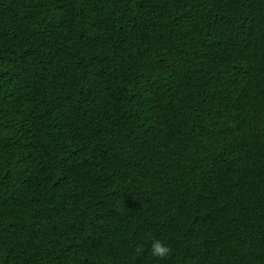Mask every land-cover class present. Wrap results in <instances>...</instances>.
I'll return each mask as SVG.
<instances>
[{
    "label": "trees",
    "instance_id": "obj_1",
    "mask_svg": "<svg viewBox=\"0 0 264 264\" xmlns=\"http://www.w3.org/2000/svg\"><path fill=\"white\" fill-rule=\"evenodd\" d=\"M0 264H264V0H0Z\"/></svg>",
    "mask_w": 264,
    "mask_h": 264
},
{
    "label": "clouds",
    "instance_id": "obj_2",
    "mask_svg": "<svg viewBox=\"0 0 264 264\" xmlns=\"http://www.w3.org/2000/svg\"><path fill=\"white\" fill-rule=\"evenodd\" d=\"M172 252V248L165 240L160 238L151 239V246L149 249L150 259L163 262L172 255Z\"/></svg>",
    "mask_w": 264,
    "mask_h": 264
}]
</instances>
